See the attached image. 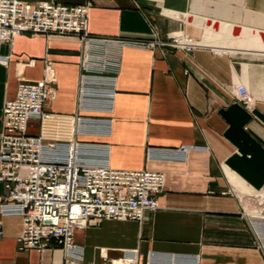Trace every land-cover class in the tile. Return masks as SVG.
<instances>
[{
	"label": "crops",
	"instance_id": "1",
	"mask_svg": "<svg viewBox=\"0 0 264 264\" xmlns=\"http://www.w3.org/2000/svg\"><path fill=\"white\" fill-rule=\"evenodd\" d=\"M22 1L89 4L88 32L99 42L90 47L87 89L102 102L110 86L113 97L110 110L96 103L78 114L108 120L109 132L77 141L106 146L112 169L165 176L159 208L141 224L104 220L75 231L76 263L112 264L135 251L140 264H194L196 258L198 264H264L241 215L247 199L264 188V0ZM180 32L200 47L185 54L135 44L165 42ZM0 55L7 58L0 60V132L1 108L15 97L19 81H39L49 70L54 80L44 112L78 113L77 40L22 35L1 45ZM238 85L252 97L248 108L235 99ZM38 126L31 120L29 133L37 134ZM181 147L189 149L182 158L146 157ZM93 152L90 159H103ZM0 219V264H65L53 240L19 249L21 217Z\"/></svg>",
	"mask_w": 264,
	"mask_h": 264
},
{
	"label": "built area",
	"instance_id": "2",
	"mask_svg": "<svg viewBox=\"0 0 264 264\" xmlns=\"http://www.w3.org/2000/svg\"><path fill=\"white\" fill-rule=\"evenodd\" d=\"M88 12V3L70 6L0 0V47L11 45L22 35L68 37L81 45L78 113L61 118L44 112L54 80L51 70L36 82L20 80L15 97L5 101L1 108L0 217H21L19 249H37L53 240L65 252V264H77L81 256V250L73 242L75 231L84 230L90 222L104 220L141 224L147 212L153 213L159 208L158 195L163 191L165 180L163 173L147 169H112L106 160V146L77 141L79 135L109 132L108 120L78 114L96 103L110 110L113 97L110 86L101 94L104 100L100 95L102 102H97V96L87 89L92 66L90 47L99 42L88 32ZM135 44L146 49L170 47L185 54L200 47L192 37L181 32L169 36L165 42L150 39ZM6 59L0 55V60L5 62ZM234 96L245 108L251 106L252 99L244 86L238 85ZM31 120L38 122L37 134L29 133ZM188 150L181 147L167 154L147 151L146 157L182 158ZM93 151L103 155V159H90L88 153ZM241 215L264 257V219L249 216L244 208ZM112 264L140 263L137 252L131 251ZM194 264H198V258L194 259Z\"/></svg>",
	"mask_w": 264,
	"mask_h": 264
},
{
	"label": "bare ground",
	"instance_id": "3",
	"mask_svg": "<svg viewBox=\"0 0 264 264\" xmlns=\"http://www.w3.org/2000/svg\"><path fill=\"white\" fill-rule=\"evenodd\" d=\"M247 200V206L244 208L247 214L254 218L264 219V188L251 195ZM251 202H253V204Z\"/></svg>",
	"mask_w": 264,
	"mask_h": 264
},
{
	"label": "rangeland",
	"instance_id": "4",
	"mask_svg": "<svg viewBox=\"0 0 264 264\" xmlns=\"http://www.w3.org/2000/svg\"><path fill=\"white\" fill-rule=\"evenodd\" d=\"M197 42V41H196ZM198 43V42H197ZM199 44V43H198ZM251 97V96H250ZM252 98V97H251Z\"/></svg>",
	"mask_w": 264,
	"mask_h": 264
}]
</instances>
